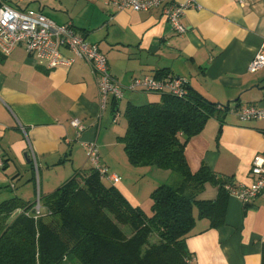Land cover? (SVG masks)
Instances as JSON below:
<instances>
[{"label": "crops", "instance_id": "1", "mask_svg": "<svg viewBox=\"0 0 264 264\" xmlns=\"http://www.w3.org/2000/svg\"><path fill=\"white\" fill-rule=\"evenodd\" d=\"M0 1L41 11L59 24L71 23L107 55L112 75L124 86L146 75L171 73L185 78L219 108L186 146L192 172L206 164L238 184L254 182L251 165L254 156L264 151V120L242 121L238 112L250 104L264 107V67L249 71L253 57L264 51V0H246L244 5L236 0H198L199 6L181 16L188 28L183 34L163 18V6L135 11L118 9L110 0ZM160 99L157 93L127 90L123 99L117 104L111 100L101 114L98 86L86 61L49 69L23 46L10 56L0 54V153L5 159L0 168V202L12 197L34 201L37 192L52 193L90 167L87 144L96 140L101 163L122 178L117 188L134 206L150 208L152 202L145 204L120 172L135 175L144 169L131 165L118 137L128 126L126 116L121 121L122 109L125 115L129 103ZM116 107L121 116L115 123ZM73 117L86 125L80 135L70 123ZM146 170L159 177V185L169 180L167 170L156 166ZM139 177L132 178L140 182ZM174 178L175 184L179 179ZM218 194L219 186L207 183L198 199L216 200ZM194 215L196 224L186 243L195 264H261L264 193L245 204L229 195L225 223L219 227H211L197 209Z\"/></svg>", "mask_w": 264, "mask_h": 264}, {"label": "trees", "instance_id": "2", "mask_svg": "<svg viewBox=\"0 0 264 264\" xmlns=\"http://www.w3.org/2000/svg\"><path fill=\"white\" fill-rule=\"evenodd\" d=\"M188 87L185 97L157 93L158 102L126 108L128 126L118 140L129 162L180 177L151 192V213L134 206L90 165L52 193L40 194L43 207L37 217L35 201L12 197L0 202V264H195L186 243L196 224L194 210L211 227L223 225L225 184L233 179L218 176L206 164L193 173L187 162L188 142L219 113L217 103ZM207 183L219 186L216 200L198 199Z\"/></svg>", "mask_w": 264, "mask_h": 264}, {"label": "built area", "instance_id": "3", "mask_svg": "<svg viewBox=\"0 0 264 264\" xmlns=\"http://www.w3.org/2000/svg\"><path fill=\"white\" fill-rule=\"evenodd\" d=\"M236 1L240 5L246 3V0ZM110 4L118 9L130 8L135 11H149L163 6V18L182 34L186 33L188 28L182 23L181 16L187 9L199 6L198 0L170 2L168 0H110ZM18 46H23L30 56L49 69L70 67L77 59L86 61L92 69L98 86L101 114L111 100L118 103L123 99L127 90L150 93L168 92L179 98L187 96L189 92L187 80L171 73L162 77L155 75L137 77L124 86L112 75L107 55L97 44L87 40L86 36L75 29L71 23L59 24L41 11L32 8L22 9L0 1V54L5 57L10 56ZM63 49L69 50L72 55L65 54ZM263 67L264 51H261L251 60L249 71L256 72ZM120 116L121 111L116 107L113 111V121L118 122ZM238 116L242 121L264 120V107L250 104L242 108ZM70 123L78 135L86 129V125L78 117H73ZM86 152L90 165L100 173L101 177L114 185L121 181L120 175L109 171L101 163L96 140L87 144ZM29 155L37 167V158L32 147H30ZM4 164V156L0 153V168ZM251 175L255 178L251 185L238 184L234 180L225 184L229 195L237 196L244 204L254 201L264 193V151L254 156ZM42 207L38 194L33 206L35 217L42 214Z\"/></svg>", "mask_w": 264, "mask_h": 264}, {"label": "rangeland", "instance_id": "4", "mask_svg": "<svg viewBox=\"0 0 264 264\" xmlns=\"http://www.w3.org/2000/svg\"><path fill=\"white\" fill-rule=\"evenodd\" d=\"M122 111L124 112V109H122ZM122 112V116H121V121H124L125 120V115H124V113ZM121 145V147L123 148L124 146L122 145V144H120ZM132 165V164H131ZM134 167H138V166H134ZM147 167H149V166H141L140 167V169H144V170H140L141 172H138L137 174H136V172H135V175H138V176H140L139 177V180H140V182H137V181H135L133 178L135 177V175H134V173H129L128 175H125V173H123V171L120 169V172H121V174L123 175V177H124V180H125V182H127V184H129V186H131V187H133L134 186V192H136V194L145 202V204H147L146 203V200L147 201H150V202H152V200H151V192L159 185V181L157 180L159 177H157V176H153V175H148L147 174ZM119 170V169H118ZM164 170V169H163ZM167 172L168 173H170V176H168V177H166V179L168 180V181H166V182H168V183H170V184H174V181H175V178L174 177H176L177 179H179L180 177H179V175L177 174V173H174V172H171L170 170H167ZM171 175H173L172 176V178H170L171 177ZM39 176V175H38ZM160 176H162V174L160 173ZM133 177V178H132ZM152 177H154L153 179H152ZM145 186V187H144ZM148 190H149V193H148ZM151 190V191H150ZM146 191H147V195H145L146 194ZM40 196V198H41V195H39ZM25 198V197H24ZM38 198V192H37V195L36 196H34V201L36 200ZM145 206H147V208L145 209L144 207ZM145 206H143L142 208L143 209H145L148 213H151V207L150 208H148L149 206L148 205H145ZM150 206H151V204H150ZM125 231L128 233V234H130V229L129 228H125ZM151 240L152 241H155V240H157V237L156 236H154V235H152L151 236ZM68 264H76L75 262H73V261H70Z\"/></svg>", "mask_w": 264, "mask_h": 264}]
</instances>
